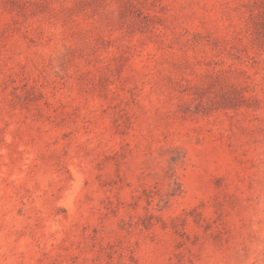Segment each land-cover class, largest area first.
<instances>
[{"label": "rangeland", "instance_id": "1", "mask_svg": "<svg viewBox=\"0 0 264 264\" xmlns=\"http://www.w3.org/2000/svg\"><path fill=\"white\" fill-rule=\"evenodd\" d=\"M0 264H264V0H0Z\"/></svg>", "mask_w": 264, "mask_h": 264}]
</instances>
